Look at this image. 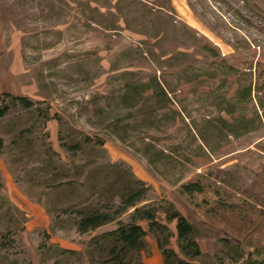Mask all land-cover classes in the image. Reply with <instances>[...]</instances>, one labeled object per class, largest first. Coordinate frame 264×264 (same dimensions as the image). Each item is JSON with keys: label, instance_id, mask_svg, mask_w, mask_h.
Listing matches in <instances>:
<instances>
[{"label": "rangeland", "instance_id": "rangeland-1", "mask_svg": "<svg viewBox=\"0 0 264 264\" xmlns=\"http://www.w3.org/2000/svg\"><path fill=\"white\" fill-rule=\"evenodd\" d=\"M0 94L34 102L0 119V264H101L128 187L177 253L162 208L197 228L187 261L264 264V0H0Z\"/></svg>", "mask_w": 264, "mask_h": 264}, {"label": "trees", "instance_id": "trees-1", "mask_svg": "<svg viewBox=\"0 0 264 264\" xmlns=\"http://www.w3.org/2000/svg\"><path fill=\"white\" fill-rule=\"evenodd\" d=\"M16 105H20L25 109L34 106V102L26 97H15L10 94H0V119L6 117ZM68 146V145H67ZM70 150L77 148L68 146ZM4 148V143L0 139V153ZM1 179V173H0ZM142 184L141 182H138ZM188 192H201V187L197 185H189L185 187ZM134 190V189H132ZM131 187L126 188L129 192L125 196L124 208L121 212L128 209H135L131 222L121 224L115 231L103 235L102 240L111 239L112 247L107 250V258L101 264H145L141 259V253L148 247L147 237L153 234L156 238L159 249L164 258V264H195L186 259H194L201 256V247L197 241V228L189 222V220L176 209L174 204L169 203L162 208L168 222L177 223V242L179 253L169 248L170 239L173 236L169 227L158 220V209L154 207L138 205L144 200L145 192L142 187L132 191ZM130 191H132L130 193ZM76 208V207H75ZM106 210L108 208L103 207ZM103 208H94L76 211L78 220L76 226L81 234H87L95 231L105 225L116 221L118 214L113 215L109 211H103ZM146 221L149 223V231H146L139 223Z\"/></svg>", "mask_w": 264, "mask_h": 264}]
</instances>
